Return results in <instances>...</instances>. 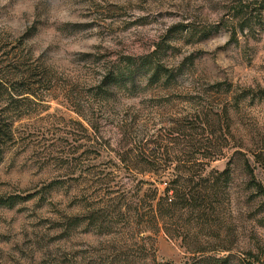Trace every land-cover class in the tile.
<instances>
[{"label": "rangeland", "instance_id": "374dc122", "mask_svg": "<svg viewBox=\"0 0 264 264\" xmlns=\"http://www.w3.org/2000/svg\"><path fill=\"white\" fill-rule=\"evenodd\" d=\"M218 2L0 0V122L14 124L0 153V264H195V254L182 244L186 238L212 250L231 238V264H264V205L236 153L250 159L264 186V100L248 103L234 118V148L212 164L218 172L231 159L236 164L223 212L207 221L182 215L171 235L153 232L131 224L118 200L129 194L135 201L140 190V196L149 194V186L110 190L116 174L127 171L117 157L123 121L137 124L138 140L174 133L165 153L178 160L197 154L200 140L215 141L208 126L204 136L200 129H181L196 109L228 99L207 93L213 86L264 90V36L232 44L222 30L201 40L200 32L221 22ZM160 46L174 66L195 65L173 87L120 96L108 112L92 111L108 64ZM27 63L42 65L48 79L33 95L21 96ZM94 112L99 121L92 127ZM186 134L198 149L186 146ZM95 136L94 148L89 140Z\"/></svg>", "mask_w": 264, "mask_h": 264}, {"label": "trees", "instance_id": "16d2710c", "mask_svg": "<svg viewBox=\"0 0 264 264\" xmlns=\"http://www.w3.org/2000/svg\"><path fill=\"white\" fill-rule=\"evenodd\" d=\"M217 6H221L223 11L221 22L200 32L201 40H207L222 30L230 34L232 44H239L242 39L259 40L264 36V0H219ZM190 28L188 27V34L193 32ZM28 39L25 38L26 41ZM165 52L160 46L152 53L126 56L108 64L99 85L95 88V100L98 105L97 108L92 105V111L97 109V112H108L118 102L120 96L131 98L149 88L160 90L173 87L183 79L187 67L195 65L193 60H187L188 62L174 66L163 58ZM24 67V83L22 82L20 95H33L34 88L48 79L49 72L39 64L31 66L27 63ZM12 90L16 91L15 86H12ZM207 93L219 98L226 96L228 99L224 102L218 100L215 104H207L208 106L196 109L195 114L188 116L184 120L185 123L181 124L182 131L202 130L203 133L200 136L206 134L205 127L213 129L212 136H215V141L206 139V144H204V139L200 140L199 145L202 148H199L197 154L188 153L178 160L170 157L165 150L167 144L174 140L172 139L174 133L170 132L171 136L162 134L156 138V141H152L149 135H144L138 140L134 136L137 124L129 123L128 120L123 121L120 130L122 139L117 157L127 171H124L125 173L120 171L116 174L114 186H110V182L106 183V186L109 185L113 192L117 189L127 191L132 187L140 189V186L144 185L150 187L149 194L144 196L139 195L140 190L137 195L139 198L135 201L134 196H129V194L118 198L121 200L120 212L123 216H128L131 224L135 226L146 224L147 229L153 232L164 231L171 235L173 221L178 220L182 215H191L197 220L207 221L216 212H223L225 209L224 205L230 196L228 191L233 181L236 164L231 159L223 172H218L211 167L213 163L225 158L226 152L229 153L228 150L234 148L230 146V143L236 139L234 118L243 112L248 103L256 100L263 101L264 90L260 88L241 89L233 84L224 83L213 86ZM95 116L94 112L92 120H89L92 127L95 126L93 122L99 121ZM5 122H0V153L3 145H7V141L13 138L14 124L10 125ZM189 125L193 127L190 128ZM97 139L98 136H95L89 140L94 148L95 144L98 145ZM175 140L181 139L175 138ZM183 141L188 148L197 147L193 145L195 138L191 135L186 134ZM207 141L213 144L209 146ZM243 147L242 144L237 148L243 149ZM203 149L211 151L202 153ZM236 153L244 158L242 165L250 177V187L264 205V186L257 181L250 159L241 150ZM175 163L178 166L173 169ZM127 176L130 179L126 182ZM160 187H165L163 193ZM130 202L131 207L127 210ZM93 217L97 216L94 214ZM260 223L264 226V222ZM182 244L188 251L195 254L193 259L195 264H231V254L235 250V243L231 238L222 239L215 250L209 248V244L205 246L203 242L189 238L183 239ZM257 261L260 263V258ZM244 262L252 264L246 260Z\"/></svg>", "mask_w": 264, "mask_h": 264}]
</instances>
